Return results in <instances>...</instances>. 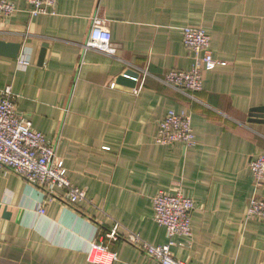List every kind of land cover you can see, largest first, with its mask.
<instances>
[{"label":"crops","instance_id":"1","mask_svg":"<svg viewBox=\"0 0 264 264\" xmlns=\"http://www.w3.org/2000/svg\"><path fill=\"white\" fill-rule=\"evenodd\" d=\"M9 1L17 12L0 23V41L20 52L0 55V90L11 88L34 130L59 139L57 159L87 202L45 204L20 177H1L0 264H93L90 243H107L116 224L163 245L152 199L179 185L195 208L192 244L174 247L175 259L264 264V223L246 219L250 200L264 197L248 167L264 153V112H254L264 109V0H59L35 17L24 0ZM94 15L107 23L112 55L82 51ZM188 26L208 33L213 59L224 63L202 71L197 93L162 83L169 71L194 67L182 43ZM23 57L26 68L18 66ZM129 70L136 87L144 79L137 95L117 83ZM171 111L190 116L194 146L156 143ZM107 244L114 264H157L125 241Z\"/></svg>","mask_w":264,"mask_h":264},{"label":"built area","instance_id":"2","mask_svg":"<svg viewBox=\"0 0 264 264\" xmlns=\"http://www.w3.org/2000/svg\"><path fill=\"white\" fill-rule=\"evenodd\" d=\"M24 1L29 7V15L35 17L54 10L59 0ZM16 12V7L9 0H0V23L10 19ZM181 35L185 49L194 57V67L189 71L171 70L164 76L162 83L182 93H197L202 90V71H211L224 63L213 59L210 37L201 27H184ZM81 47L83 53L90 50L106 55L114 53L105 19L97 15L90 18L88 37ZM17 62L22 68L28 66V61L24 57ZM143 81L142 78L139 86L134 87V95L142 88ZM110 87L113 88V85ZM58 141L59 139L52 140L34 130L29 118L17 112L10 87L0 90V178L8 173L20 177L43 193L45 204L56 197H60L68 205L87 202L85 193L69 182L62 161L57 159ZM155 141L159 145L180 143L185 148L194 146L195 137L190 116L169 112L159 122ZM248 167L253 176L255 192L263 189L264 153L249 161ZM58 190L62 195H56ZM194 208L195 203L184 195L180 185L173 188L172 192L159 191L152 199V218L157 225L165 229L167 237L165 244L152 246L138 234L126 230L120 232L117 224L104 235V238L107 243L125 241L157 264H190L175 259L172 249L178 244L182 246L192 244L191 213ZM37 213L43 216V203L39 205ZM246 219L264 223V197L254 196L250 200ZM176 239H181V242ZM107 243L98 244L95 241L90 243L87 256L91 263L114 264L118 260L117 253L112 251Z\"/></svg>","mask_w":264,"mask_h":264},{"label":"water","instance_id":"3","mask_svg":"<svg viewBox=\"0 0 264 264\" xmlns=\"http://www.w3.org/2000/svg\"><path fill=\"white\" fill-rule=\"evenodd\" d=\"M45 50H46V45H43L42 50L40 52V56H39V64L43 63ZM19 52H20L19 44L5 43L3 41H0V55L9 57L11 59H17ZM137 78H138V74L134 71L129 70L123 76H120L117 79V83L119 85H124V86L134 88L136 85L135 80ZM254 112H264V109L254 110ZM251 117H254V116L251 115Z\"/></svg>","mask_w":264,"mask_h":264}]
</instances>
